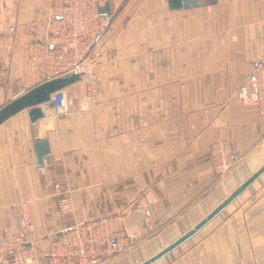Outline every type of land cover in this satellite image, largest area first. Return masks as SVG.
<instances>
[{
	"label": "crops",
	"instance_id": "crops-1",
	"mask_svg": "<svg viewBox=\"0 0 264 264\" xmlns=\"http://www.w3.org/2000/svg\"><path fill=\"white\" fill-rule=\"evenodd\" d=\"M199 1L171 9L167 0H101L112 16L95 19L90 40L102 30L99 42L64 49L57 61L65 24L50 13L63 0H0V105L86 55L97 68L93 95L82 78L60 91L67 112L44 103L33 126L26 109L0 124L2 247L23 231L24 202L38 243L110 216L142 229L139 245L121 252L149 249V240L158 251L264 162V120L257 105L234 97L264 61V0ZM44 134L50 154L38 167L32 138ZM218 140L241 157L223 177L209 162ZM56 181L70 187L67 212L57 208ZM141 205L150 210L147 225ZM153 264H264V173Z\"/></svg>",
	"mask_w": 264,
	"mask_h": 264
},
{
	"label": "built area",
	"instance_id": "built-area-1",
	"mask_svg": "<svg viewBox=\"0 0 264 264\" xmlns=\"http://www.w3.org/2000/svg\"><path fill=\"white\" fill-rule=\"evenodd\" d=\"M99 6L101 0H63V4L58 6V12L54 11L57 6L51 9V17L58 15L65 24L63 34L66 45L58 47L55 53L57 61L62 58L64 49L76 51L77 45L82 44L87 50L99 42L102 30L90 40L94 30L93 23L100 15L97 12ZM48 58L49 51L45 50L41 59ZM93 61L92 56L86 55L70 68L81 73L89 94H92L95 80ZM234 97L242 103L257 105L259 115L264 120V61L254 63L251 73L236 90ZM51 102L58 112L68 111L65 96L61 92ZM209 153L212 172L217 177L229 173L241 160V157L234 155L231 142L225 140L213 142ZM53 188L58 195V210H71L72 196L68 183L56 181ZM138 214L140 221L147 225L149 208L146 205L139 206ZM19 220L23 231L6 243V246L0 245V264H102L123 251L126 245L132 246L142 232L139 224L119 225L113 217L108 216L84 225L77 224L57 237H49L43 244L29 236L33 224L27 203L20 205Z\"/></svg>",
	"mask_w": 264,
	"mask_h": 264
},
{
	"label": "water",
	"instance_id": "water-1",
	"mask_svg": "<svg viewBox=\"0 0 264 264\" xmlns=\"http://www.w3.org/2000/svg\"><path fill=\"white\" fill-rule=\"evenodd\" d=\"M171 9H183L200 6L203 4L199 0H167ZM98 14L111 18V12L108 2L99 6L97 9ZM81 79V73L69 69L68 71L59 75L53 76L46 80L39 82L36 85L29 87L12 99L0 105V124L14 114L26 109L29 123L31 126L35 125L45 114L42 109V104L52 103V98L66 86ZM33 152L35 157V164L42 167L44 158L50 154L49 143L47 135L33 136ZM264 173V162L247 178H245L237 187H235L228 195H226L217 205H215L208 213H206L194 225L184 231L177 238L167 243L158 251L154 252L149 257L140 261L137 264H153L182 243L187 241L195 235L201 228H203L209 221L216 215L223 211L230 203H232L244 190H246L255 180H257ZM56 233L50 238L59 236Z\"/></svg>",
	"mask_w": 264,
	"mask_h": 264
},
{
	"label": "rangeland",
	"instance_id": "rangeland-1",
	"mask_svg": "<svg viewBox=\"0 0 264 264\" xmlns=\"http://www.w3.org/2000/svg\"><path fill=\"white\" fill-rule=\"evenodd\" d=\"M93 57V59L95 58V56H92ZM93 63V69H94V72H95V80H96V71H97V68H95L96 66V61H93L92 62ZM84 80V79H83ZM95 80H94V83H95ZM85 81V80H84ZM94 83H93V85H94ZM93 95V94H92ZM143 238L142 237H140L139 239H137V240H134V243H133V245H132V247H131V249L134 247H137L138 245H139V243L141 242V240H142ZM149 239V238H148ZM152 240H149V244L147 245V247L149 248V249H146V248H143V250L141 251V252H139V251H134L133 253H128V252H126L127 253V255H126V253H123V252H120V253H117V254H115L112 258H113V260H112V258L111 259H109L110 260V262H107V263H102V264H137V263H139L140 261H142V260H144L145 258H147V257H149L150 255H152L155 251H157V249L156 248H158V247H161L162 245H157V244H155L154 243V241L153 242H151ZM133 248V249H134ZM136 250H138V249H136ZM129 251H131V250H129ZM121 253H123V254H121Z\"/></svg>",
	"mask_w": 264,
	"mask_h": 264
}]
</instances>
